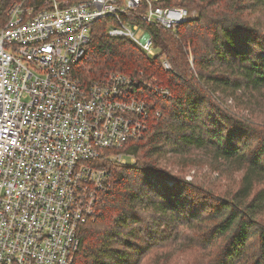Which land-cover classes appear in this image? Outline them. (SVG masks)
Returning <instances> with one entry per match:
<instances>
[{
	"label": "trees",
	"instance_id": "trees-1",
	"mask_svg": "<svg viewBox=\"0 0 264 264\" xmlns=\"http://www.w3.org/2000/svg\"><path fill=\"white\" fill-rule=\"evenodd\" d=\"M14 1L0 0V28ZM165 5L198 16L175 31L148 26L158 55L109 36L102 19L75 66L86 82L121 72L168 88L170 97L146 91L159 115L141 139L120 149L135 155V164L95 161L109 171L111 188L101 193L96 218L81 227L73 264H144L171 246L169 256L172 249L201 252L195 264H264V0ZM159 158L185 168L205 164L225 183L205 189L156 165Z\"/></svg>",
	"mask_w": 264,
	"mask_h": 264
},
{
	"label": "built area",
	"instance_id": "built-area-1",
	"mask_svg": "<svg viewBox=\"0 0 264 264\" xmlns=\"http://www.w3.org/2000/svg\"><path fill=\"white\" fill-rule=\"evenodd\" d=\"M166 1L16 0L9 6L0 28V264L75 261L81 227L96 218L101 193L111 188L109 171L95 161L125 163L132 155L120 149L141 139L159 115L146 91L170 97L168 88L121 72L86 82L75 66L102 19L109 20V36L158 55L148 26L175 31L194 17ZM162 65L171 69L166 58Z\"/></svg>",
	"mask_w": 264,
	"mask_h": 264
},
{
	"label": "rangeland",
	"instance_id": "rangeland-1",
	"mask_svg": "<svg viewBox=\"0 0 264 264\" xmlns=\"http://www.w3.org/2000/svg\"><path fill=\"white\" fill-rule=\"evenodd\" d=\"M191 13L194 14V17L198 16V13L196 10H190ZM145 30H141L137 33L138 37H141L143 34H145ZM164 58V57H163ZM166 58V57H165ZM167 59V58H166ZM190 59H191V65L194 66L193 63V55L190 53ZM168 60V59H167ZM169 61V60H168ZM24 100H29L28 94H25L23 97ZM229 107L233 105L232 100L228 102ZM242 114H247L250 118H252L251 111L242 110ZM254 118V117H253ZM261 132L264 134V128L261 129ZM127 153V152H124ZM131 155V154H130ZM171 155H168V158ZM125 163H121L123 165L125 164H135L136 157L135 155L132 156H126ZM173 163H171V160H164V159H157L156 165L161 166L163 169L168 170H174V173L179 174L181 176H184L186 180L197 182V184H204L205 189L210 190H219L221 188V185L225 183L224 180L221 179V181L218 182V179L220 178L218 173H214L212 170H210L207 165H199V166H193L190 165L187 168L182 166L181 164L177 163L176 160L173 158ZM183 169V172L180 173L179 170ZM217 183L216 186H212L211 183ZM219 188V189H217ZM172 247V246H171ZM171 247L166 248H159L156 249L146 260L144 264H195L198 262V259L202 256L201 252L198 253L197 251H189L185 254H182L183 251H174L176 249H172V253L169 256V252L167 250H170Z\"/></svg>",
	"mask_w": 264,
	"mask_h": 264
}]
</instances>
